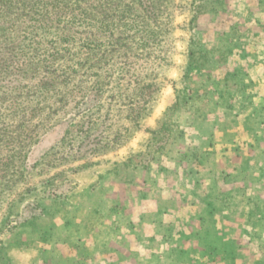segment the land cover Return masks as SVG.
I'll return each instance as SVG.
<instances>
[{
  "label": "rangeland",
  "instance_id": "obj_1",
  "mask_svg": "<svg viewBox=\"0 0 264 264\" xmlns=\"http://www.w3.org/2000/svg\"><path fill=\"white\" fill-rule=\"evenodd\" d=\"M262 135L264 0H0V264L79 262L69 185L96 163L128 196L153 179L263 214Z\"/></svg>",
  "mask_w": 264,
  "mask_h": 264
},
{
  "label": "crops",
  "instance_id": "obj_2",
  "mask_svg": "<svg viewBox=\"0 0 264 264\" xmlns=\"http://www.w3.org/2000/svg\"><path fill=\"white\" fill-rule=\"evenodd\" d=\"M240 157L241 161L249 156ZM256 159L258 191L264 194V150H258ZM93 166L83 174L93 175L92 179L68 184L70 189L83 192L70 198V203H81L80 210L72 208L64 215L65 231L77 234L71 249L79 254V262L71 264H88L87 255L108 248L111 255L93 259L95 264L103 259L111 264H166L168 259H175L176 264H226L239 261L240 253L247 250L254 253L255 264H264V213L232 212L233 201L224 194L168 197L162 195L166 185L162 189L153 179L152 186L148 180H141L139 194L133 195L132 190L128 196L118 181L104 180L102 168L97 163ZM158 167L157 173L162 175ZM143 170L150 177L157 169L149 164ZM242 205L247 206L246 201ZM44 215L52 218L49 212ZM257 217L258 228L248 221Z\"/></svg>",
  "mask_w": 264,
  "mask_h": 264
},
{
  "label": "trees",
  "instance_id": "obj_3",
  "mask_svg": "<svg viewBox=\"0 0 264 264\" xmlns=\"http://www.w3.org/2000/svg\"><path fill=\"white\" fill-rule=\"evenodd\" d=\"M259 203V202H258Z\"/></svg>",
  "mask_w": 264,
  "mask_h": 264
}]
</instances>
